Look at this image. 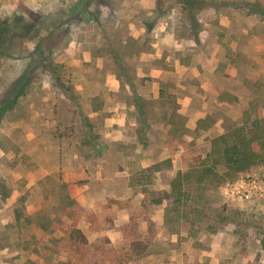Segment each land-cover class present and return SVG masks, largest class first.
Returning <instances> with one entry per match:
<instances>
[{
	"label": "rangeland",
	"instance_id": "obj_1",
	"mask_svg": "<svg viewBox=\"0 0 264 264\" xmlns=\"http://www.w3.org/2000/svg\"><path fill=\"white\" fill-rule=\"evenodd\" d=\"M161 3L181 8L183 34H206L200 62L216 70L190 97L207 107L163 153L159 144L155 154L139 153L134 138L96 151L84 140L104 143L101 118L85 131L76 86H97L117 69L130 84L118 60L125 17ZM2 23L0 194L8 195H0V264H264V157L227 175L212 143L248 129L246 112L264 115V0H0ZM205 166L212 171L203 175ZM44 218L54 219L53 235L36 224ZM72 219L89 246L58 251L50 237Z\"/></svg>",
	"mask_w": 264,
	"mask_h": 264
},
{
	"label": "crops",
	"instance_id": "obj_2",
	"mask_svg": "<svg viewBox=\"0 0 264 264\" xmlns=\"http://www.w3.org/2000/svg\"><path fill=\"white\" fill-rule=\"evenodd\" d=\"M144 12V17H125L129 30L122 38L126 46L118 60L130 68V84L126 73L117 69L106 71L97 86L76 88L89 120L101 118L96 124L102 144H125V139L134 138L140 140L134 143L139 153L155 154L152 149L158 144L163 153L168 139L175 137L181 144L183 137H188L189 128L207 107L203 98L200 108L195 107L190 93L201 96L199 92L206 89L204 75L216 69L200 62L197 43L205 41L204 31L190 35L187 29L183 34L182 20L187 18L178 5L156 4L145 7ZM204 22L200 14L193 16L195 26ZM97 65L103 69V60ZM91 98L98 102L96 106L90 105L94 103ZM133 98L140 101L134 104Z\"/></svg>",
	"mask_w": 264,
	"mask_h": 264
},
{
	"label": "trees",
	"instance_id": "obj_3",
	"mask_svg": "<svg viewBox=\"0 0 264 264\" xmlns=\"http://www.w3.org/2000/svg\"><path fill=\"white\" fill-rule=\"evenodd\" d=\"M3 23L0 26V34L5 30V27H2ZM68 90V89H67ZM15 101L14 99L12 102ZM248 115V121L246 120V125L248 129H245L244 125L237 127L232 131H226L217 137L212 139L213 145L216 147V153H218V160L226 168L227 175L232 173H238L245 171L251 166L259 163L264 157V115L262 117H257L254 115ZM260 115V114H259ZM251 116V117H250ZM250 117V119H249ZM61 123V122H60ZM82 124L85 128V131L90 132L91 125L89 123V118L85 116L82 119ZM70 131L73 130V125L66 128ZM63 132L59 133L58 136H62ZM91 143L96 151H100L102 147H105V144H102L95 140L94 137H91V140H84V143ZM212 169L209 166L201 171L203 175L211 172ZM178 184L179 180L175 181ZM1 199H4L8 193H2ZM73 200L69 199L68 204L72 206ZM19 210L15 209V218L19 219ZM90 221H93L95 213L89 211ZM68 215V214H67ZM69 216V215H68ZM29 219L28 222L32 223L34 220L31 215H27ZM60 220V219H59ZM64 230L63 234L59 237L51 236L50 240L58 245L57 250L60 248H67L68 252H79L82 248L89 246V241L85 233L76 226L75 220L72 219L71 223L62 221ZM36 224L42 229L53 235V231L57 228L55 226L54 219L44 218V220H37ZM50 250L51 248H47ZM29 264H36L33 260L26 261ZM66 264H72L71 260H68Z\"/></svg>",
	"mask_w": 264,
	"mask_h": 264
}]
</instances>
